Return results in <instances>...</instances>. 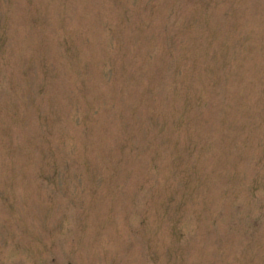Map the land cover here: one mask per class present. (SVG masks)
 Instances as JSON below:
<instances>
[{"label": "rangeland", "instance_id": "rangeland-1", "mask_svg": "<svg viewBox=\"0 0 264 264\" xmlns=\"http://www.w3.org/2000/svg\"><path fill=\"white\" fill-rule=\"evenodd\" d=\"M0 264H264V0H0Z\"/></svg>", "mask_w": 264, "mask_h": 264}]
</instances>
